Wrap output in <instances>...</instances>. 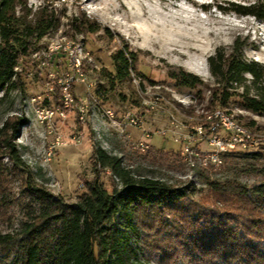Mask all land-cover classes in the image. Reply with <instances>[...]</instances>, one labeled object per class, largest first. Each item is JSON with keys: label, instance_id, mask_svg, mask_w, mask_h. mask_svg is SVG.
<instances>
[{"label": "rangeland", "instance_id": "rangeland-1", "mask_svg": "<svg viewBox=\"0 0 264 264\" xmlns=\"http://www.w3.org/2000/svg\"><path fill=\"white\" fill-rule=\"evenodd\" d=\"M254 1L27 0L32 10L44 4L56 9L60 24L38 41L36 52L19 60L17 87L6 94L0 91V127L5 121L27 118L11 139L24 165L15 167L0 154V232H13L28 220L31 209H37L28 185L43 187L67 203L75 202L85 190L84 180L94 177L92 154L101 147L120 157L135 177L160 179L178 188L194 186L191 199L210 210H221V219H226L225 211L222 203L214 201L211 183L230 180L245 186L250 201L228 208L235 222L227 224L237 238L251 239L250 246L264 254V203L251 191L264 183V114L246 109L241 98L233 97L220 110L237 121L248 141L258 145L229 153L220 167L206 169L202 158L191 154L188 166L180 155L182 139L190 130L208 135L213 124L208 115L218 106L206 110L210 94L206 85L183 86L171 75L182 70L198 76L207 86L214 85L208 56L218 47L229 48L237 37L246 43L244 57L264 64V23L231 10L232 3ZM72 18H86L100 29L75 32ZM66 42L74 47L85 83H73L74 100L64 108L57 80L75 75L68 53L62 46L56 47ZM120 48H127L135 57L123 82L106 75L115 72L111 54ZM79 107L84 108V122L79 119ZM139 112L142 117L135 126L128 113ZM236 116L243 122L254 120L253 128ZM243 133L231 132L230 136ZM222 134L229 133L222 129ZM198 145L206 147L202 141ZM111 176L107 170L99 181L109 188ZM240 212L241 217L236 215ZM119 228L124 230L122 225ZM156 232L147 244L132 236L126 256L136 255L142 264H264V259L252 262L253 255L239 260L233 253L204 260L194 250L192 259L182 247H163L159 243L164 237L159 236L162 228ZM11 255L12 251L0 249V264L8 263Z\"/></svg>", "mask_w": 264, "mask_h": 264}, {"label": "trees", "instance_id": "trees-1", "mask_svg": "<svg viewBox=\"0 0 264 264\" xmlns=\"http://www.w3.org/2000/svg\"><path fill=\"white\" fill-rule=\"evenodd\" d=\"M231 5L235 13L264 23V0ZM71 21L78 33L100 29L86 18L80 21L72 18ZM59 24L56 9L46 4L32 10L27 0H0V91L6 94L17 87L19 60L36 52L38 41ZM245 46V41L237 37L229 48L218 47L208 56L209 70L214 77L212 86L182 70L171 72V75L183 86L206 85L210 91L206 110L227 107L233 97H239L246 109L264 114V64L246 59L242 53ZM134 59L133 52L127 48L113 52L111 60L116 70L106 74L108 79L127 80ZM236 118L253 128L254 120L243 122L239 116ZM26 123L27 118L20 116L14 121H5L0 127V154L8 157L15 167L23 166L24 162L11 139L14 140L19 127ZM92 161L94 177L84 180L85 190L73 203L65 202L43 187L27 186L30 199L38 207L31 209L28 220L13 232H0V249L12 251L9 262L4 264H142L136 255L126 256L129 241L135 236L147 244L153 241V237H149L152 232L157 233L160 227L159 236L164 237L159 243L163 247L165 244L171 248L182 247L192 259H195L191 254L193 250L204 260L216 258L221 253H233L232 257L239 260L244 255H253L252 262L264 259L260 250L250 246L251 239L237 238L227 224L235 222L228 208L236 203L247 205L250 201L245 186L230 180L211 183L214 201L222 203L225 211L226 219H221V210H210L191 199L194 186L192 189L178 188L160 179L135 177L120 157L101 147L94 149ZM107 170L112 174L109 188L99 181L100 175ZM251 191L264 203V183ZM236 215L242 216V212ZM120 225L124 230H120ZM111 256H114L112 262Z\"/></svg>", "mask_w": 264, "mask_h": 264}, {"label": "built area", "instance_id": "built-area-1", "mask_svg": "<svg viewBox=\"0 0 264 264\" xmlns=\"http://www.w3.org/2000/svg\"><path fill=\"white\" fill-rule=\"evenodd\" d=\"M63 47L71 60L73 61L75 68L74 76H67L66 78H59L57 80V85L59 86L62 94V105L64 108H67L71 105L74 98L71 93V86L74 82H83L84 81V72L82 68H78L76 64V57L74 53V47L70 42H66L64 45H58V47ZM91 83L88 85L90 86ZM92 85V84H91ZM83 107H79V119L84 122L83 119ZM46 113L48 110L45 111ZM64 111L61 110L60 114L63 115ZM130 123L138 126L142 117V112H139L135 115L128 113ZM222 126H228V121L226 118H223L220 114V107H218V124L216 128L210 129L208 135L199 136L197 130H190L182 139V147L180 150V155L182 161L189 166L191 162V154H198L202 158V167L203 169L209 167H220L223 164L225 155L235 152L240 148L254 147L258 145V142L248 141L245 137V134H241V137H231L230 128L229 134H222ZM204 142L206 147L202 148L198 145V142ZM142 149V148H141Z\"/></svg>", "mask_w": 264, "mask_h": 264}, {"label": "bare ground", "instance_id": "bare-ground-1", "mask_svg": "<svg viewBox=\"0 0 264 264\" xmlns=\"http://www.w3.org/2000/svg\"><path fill=\"white\" fill-rule=\"evenodd\" d=\"M220 114L222 115L223 118H226L228 121V126H222V129L224 131L229 133V128H230V133L231 132H237V133L238 132H240V133L244 132V129L240 125H238L236 123L237 121L235 122L233 120V118L229 116V114H227L226 112H223L222 110H220ZM208 118L210 119V121L213 122V124L210 126V129L216 128L217 124H218V109L213 111L210 115H208ZM249 135H251V134H249ZM249 135L247 134L246 136L249 137Z\"/></svg>", "mask_w": 264, "mask_h": 264}, {"label": "clouds", "instance_id": "clouds-1", "mask_svg": "<svg viewBox=\"0 0 264 264\" xmlns=\"http://www.w3.org/2000/svg\"><path fill=\"white\" fill-rule=\"evenodd\" d=\"M259 21V20H258ZM261 22V21H260Z\"/></svg>", "mask_w": 264, "mask_h": 264}]
</instances>
